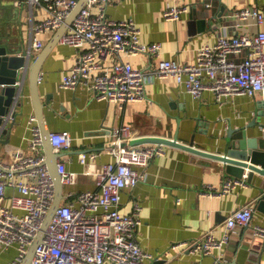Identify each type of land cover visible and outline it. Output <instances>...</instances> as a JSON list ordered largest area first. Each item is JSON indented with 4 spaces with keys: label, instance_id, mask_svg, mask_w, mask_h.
Returning <instances> with one entry per match:
<instances>
[{
    "label": "crops",
    "instance_id": "0c3cea01",
    "mask_svg": "<svg viewBox=\"0 0 264 264\" xmlns=\"http://www.w3.org/2000/svg\"><path fill=\"white\" fill-rule=\"evenodd\" d=\"M206 2L213 6L207 7ZM175 4L186 5L188 10L177 21L165 19L164 11ZM106 6L109 19L120 21L133 17L141 30V41L162 44L158 56L140 54L127 58L142 69L157 67L159 61L167 59L183 64L196 63L199 49L217 42L221 25L226 27L223 32L230 37L254 35L258 29L264 30V24L250 25L232 17L234 11L246 6L264 11V0H109ZM224 6V14L219 19L218 14ZM195 11L199 18H217L211 20L205 31L193 33L190 21ZM32 16L36 22L46 16V11L43 7L32 6L30 0L0 2V37L18 54L27 55L31 47ZM55 34L41 35L45 46ZM57 44L44 60L39 93L46 103L44 115L49 130H67L73 136L72 148L63 152V159L68 163V170L78 174L74 185L64 187V194L74 193V200L81 192L95 189V176L85 174L79 152H101L97 161L88 166L92 171H97L103 163L114 162L108 152L110 132L125 124L131 125L140 137L137 144H148L141 140L151 136L177 138L182 144L193 141L196 149L219 155L228 150L225 137L230 127H246L248 138L264 142L261 95L258 98L236 96L220 104L212 91L204 90L203 96L196 99L175 79L168 78L148 84L146 101L120 107L100 100L85 86L76 90L64 88L63 75L76 64L79 51ZM25 91L26 98L18 108L17 120L10 124V133L0 137V162H12L18 149L23 154H31L29 118L35 111L29 84ZM256 119L257 124L249 127ZM167 150L165 156L153 158L144 168L140 182L134 188L124 189L121 196L122 213L133 212L135 203L142 207V225L136 231L138 240L146 251L160 255L151 264H220L222 259H226L223 264H264V239L255 236L252 227L264 226V213L258 210L264 186L262 175L256 173L249 179L250 169L246 168L243 178L247 185L225 195H206L210 190L221 192L225 180L232 177L222 162L176 146H169ZM8 191L14 193L11 188ZM246 205L256 208L251 227L239 226L222 250H214L209 255L172 250L170 255H164L172 244L203 239L209 231L221 238L227 217ZM16 253L15 247L7 253H1L0 249V263L8 262Z\"/></svg>",
    "mask_w": 264,
    "mask_h": 264
},
{
    "label": "built area",
    "instance_id": "2783aa9c",
    "mask_svg": "<svg viewBox=\"0 0 264 264\" xmlns=\"http://www.w3.org/2000/svg\"><path fill=\"white\" fill-rule=\"evenodd\" d=\"M78 1L30 0L32 6L43 7L46 16L36 22L32 16L29 57L44 48L41 35L57 32ZM108 1L88 0L60 38L59 43L79 51L76 64L63 75L64 88L76 90L85 86L95 97L120 107L146 101L148 84L168 78L175 79L196 99L203 96L204 90L212 91L220 104L241 95L264 98V30L258 29L254 35L230 37L223 32L226 27L221 25L217 42L199 49L196 63L183 64L167 59L159 61L157 67L142 69L127 58L140 54L158 56L162 44L141 41V30L133 17L120 21L109 19L106 14ZM206 5L212 7L213 3L206 2ZM187 10L186 5H170L163 16L177 21ZM232 17L250 25L264 24V11L259 7L246 6L234 11ZM231 56L242 59L238 61ZM27 84L26 75L16 84L15 101L4 116L8 126L17 120L18 108L26 98ZM29 131L31 154H23L18 149L12 162H0V249L1 253H7L12 247L17 250L4 264H23L56 197L42 130L35 114L29 118ZM110 133L108 152L115 161L103 163L97 171H92L88 166L97 161L101 152H79L85 174L95 176V189L81 192L76 200L72 199L74 193L64 194L31 264H151L160 257L146 251L138 240L136 231L142 225L140 204L135 203L130 214L122 213L120 204L122 191L134 188L144 177V168L153 158L165 156L169 146L153 142L137 144L140 137L128 124ZM49 135L55 153L72 148L73 136L69 131L50 132ZM63 158L58 161L62 183L64 187L74 185L78 174L68 170ZM224 185L221 192L210 190L206 195H225L247 182L246 178L230 177ZM8 188L14 193L10 194ZM255 211L254 206L246 205L231 213L221 238L209 231L203 239L172 244L164 255H170L172 250L204 255L222 250L239 226L251 227ZM252 227L254 235L263 239L264 226ZM224 261L226 259L219 263Z\"/></svg>",
    "mask_w": 264,
    "mask_h": 264
},
{
    "label": "water",
    "instance_id": "95a60500",
    "mask_svg": "<svg viewBox=\"0 0 264 264\" xmlns=\"http://www.w3.org/2000/svg\"><path fill=\"white\" fill-rule=\"evenodd\" d=\"M0 2L8 3L9 0H0ZM87 2L88 0L78 1L75 10L67 18L63 26L57 30L53 39L47 43L48 45H46L36 57H29L28 54L16 53L13 47L5 43L3 38L0 37V137L1 135H8L11 131V128L7 125L6 118H4V116L15 101L14 97L18 92V87L16 86L18 80L26 75L29 84L30 98L32 99L35 115L38 118L44 138V151L47 155L49 169L55 182V189L57 190L55 200L44 221L43 227L33 240L23 264H31L30 262L37 247L43 242L46 231L49 228V224L61 205L65 190L58 171V161L65 155V153H55L51 143V136L49 135L51 131L48 128L46 117L44 115L46 103L43 102L39 93L40 74L44 60L54 50V48L57 47V43L60 38L68 30L77 13L85 7ZM224 11L225 6L218 14L219 19H221ZM215 18L217 17L214 16L212 18H208L207 16H203V18H199L197 12H193L190 21L191 31L193 33L205 31L211 24V20ZM259 106L264 109V98L259 100ZM256 124L257 119L250 124L249 127ZM228 130L229 131L225 137L226 143L228 144V150L224 155L196 149L193 141L188 145L182 144L177 138L167 139L160 136H151V138H145L141 141H147L149 143H163L167 146H176L185 150H191L204 156L215 158L222 162L227 173L234 178H243L246 168H249V179H252V177L258 173L260 176L262 175V180L264 181V142L260 143L257 138H248V131L246 130V127H230ZM139 141L140 140H138V142ZM258 210L264 213V186L261 199L258 201Z\"/></svg>",
    "mask_w": 264,
    "mask_h": 264
}]
</instances>
